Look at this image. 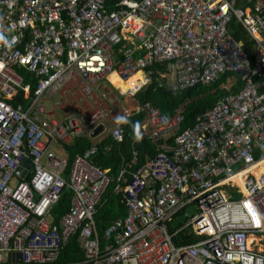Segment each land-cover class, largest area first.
Masks as SVG:
<instances>
[{
	"label": "built area",
	"instance_id": "2783aa9c",
	"mask_svg": "<svg viewBox=\"0 0 264 264\" xmlns=\"http://www.w3.org/2000/svg\"><path fill=\"white\" fill-rule=\"evenodd\" d=\"M246 1L251 11L239 0H0V264H56L72 236L82 263L264 264V0ZM233 18L249 49L229 32ZM164 62L181 91L227 72L242 85L229 80L182 129L185 104L165 116L134 99ZM113 73L140 75L122 94ZM20 91L26 103L12 107ZM117 114H141L155 152L138 164L135 148L121 155L111 193L125 213L100 237L94 217L112 176L94 157L104 139L124 141ZM80 137L91 145L68 162ZM184 231L195 240L178 243Z\"/></svg>",
	"mask_w": 264,
	"mask_h": 264
},
{
	"label": "trees",
	"instance_id": "16d2710c",
	"mask_svg": "<svg viewBox=\"0 0 264 264\" xmlns=\"http://www.w3.org/2000/svg\"><path fill=\"white\" fill-rule=\"evenodd\" d=\"M239 3L243 4L245 9H250L251 3L246 0H239ZM229 32L243 45L245 49H249L251 41L246 36L244 28L235 18L231 19L228 24ZM120 45H118L119 47ZM153 78L150 84L145 86L143 89L135 93L134 99L137 103H151L156 106L162 114L165 116H171L175 110L181 105L185 104L184 120L182 122V129L191 126L195 118L210 108L213 103L219 99L221 96L226 95L229 89L225 88V84L229 83L233 90H238L242 82L239 77L235 76L232 72L225 73L217 82L209 85H196L187 90H179L175 86H171L167 82V78L164 73H169L168 63L156 64L152 67ZM161 72V73H160ZM160 73V74H159ZM158 78L159 81L156 79ZM22 92H18L17 95L9 102L12 107H16L18 103L23 104L25 101H21ZM130 121L134 124L139 121L141 114H135L129 117ZM125 131L124 141L122 143L116 144L110 138L104 139L100 144H98V151L95 154L94 160L102 167H109V173L112 176V180L100 199L97 211L95 214L96 228L99 235L103 234L108 225L119 216L125 213V208L120 201V196L111 193L112 186L115 183V177L117 175L120 163L121 155L129 157L132 148L136 149L137 152V164L144 160L145 155H153L155 152V146L146 139H142L138 143H134L133 147L130 145V137L134 136L132 124H123ZM91 145L90 140L86 137L76 138L71 144L66 145L68 151V162L71 161L73 155L77 152L83 151L85 148ZM104 145H110V151L108 153H103L102 148ZM136 164L132 165L134 168ZM69 195L67 191H63L62 196L53 206L51 212L54 216L55 221L64 213L68 207ZM178 218L173 222L169 223L171 229H176L182 225L183 221L186 220L185 212H180ZM187 232V231H186ZM184 232H179L176 236V241L178 243H191L195 240V233L191 232L187 234ZM100 244L103 246V241L100 239ZM84 256L78 247V242L76 236L69 237L56 260V264H88L82 263Z\"/></svg>",
	"mask_w": 264,
	"mask_h": 264
},
{
	"label": "clouds",
	"instance_id": "9594fccd",
	"mask_svg": "<svg viewBox=\"0 0 264 264\" xmlns=\"http://www.w3.org/2000/svg\"><path fill=\"white\" fill-rule=\"evenodd\" d=\"M238 22V21H237ZM164 63H168V62H164ZM159 64H162V63H159ZM168 66H169V63H168ZM170 72V70H169ZM161 73V72H160ZM159 73V74H160ZM164 76L167 78V73H164ZM159 81V80H158ZM145 83H147V81H145ZM174 86V85H173ZM121 93L122 94H126L125 92V89L121 88L120 89ZM115 122L120 125V124H132V127H133V132H134V138L137 142L141 141L143 139V132H142V125L139 121H136L134 124L130 121V118L128 115L126 114H117L115 116ZM66 211V210H65ZM64 211V212H65ZM52 214V212H51ZM63 215V214H62ZM61 215V216H62ZM52 217L54 219V216L52 214ZM60 218V217H59ZM55 220V219H54ZM89 264V263H88Z\"/></svg>",
	"mask_w": 264,
	"mask_h": 264
},
{
	"label": "bare ground",
	"instance_id": "6f19581e",
	"mask_svg": "<svg viewBox=\"0 0 264 264\" xmlns=\"http://www.w3.org/2000/svg\"><path fill=\"white\" fill-rule=\"evenodd\" d=\"M138 75H140V73L133 74V76H131L127 81H123V80L119 79L116 74L113 73L110 76V80L115 86L119 87L120 89L121 88L126 89V88H130L134 85L135 80L138 77ZM239 178L240 177H238V175H237L236 179L238 181H239Z\"/></svg>",
	"mask_w": 264,
	"mask_h": 264
},
{
	"label": "rangeland",
	"instance_id": "374dc122",
	"mask_svg": "<svg viewBox=\"0 0 264 264\" xmlns=\"http://www.w3.org/2000/svg\"><path fill=\"white\" fill-rule=\"evenodd\" d=\"M167 82H168V84L169 85H171V86H173L174 85V76H173V74L172 73H168L167 74ZM131 98L130 97H124V98H122V101L124 102V104L126 105V107L127 108H130V107H132L133 105L132 104H129V105H127L129 102H131ZM59 101V97L57 96V95H54L53 96V98H52V100L50 99L49 101H47L46 103H45V105H46V107H50V104H55V103H57ZM238 196V195H237Z\"/></svg>",
	"mask_w": 264,
	"mask_h": 264
},
{
	"label": "water",
	"instance_id": "95a60500",
	"mask_svg": "<svg viewBox=\"0 0 264 264\" xmlns=\"http://www.w3.org/2000/svg\"><path fill=\"white\" fill-rule=\"evenodd\" d=\"M100 129H101V127H100ZM97 131H98V130H95L94 132H92V133H91V136H94V135L97 133ZM23 166H24V169H23L21 175H23V174L26 172V170L30 167V162H29L28 159H25V160L23 161Z\"/></svg>",
	"mask_w": 264,
	"mask_h": 264
}]
</instances>
